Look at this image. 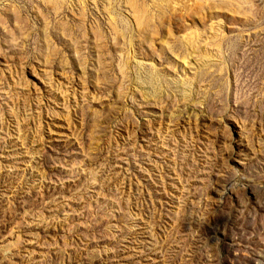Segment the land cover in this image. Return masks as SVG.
<instances>
[{
    "label": "rangeland",
    "instance_id": "obj_1",
    "mask_svg": "<svg viewBox=\"0 0 264 264\" xmlns=\"http://www.w3.org/2000/svg\"><path fill=\"white\" fill-rule=\"evenodd\" d=\"M0 264H264V0H0Z\"/></svg>",
    "mask_w": 264,
    "mask_h": 264
}]
</instances>
